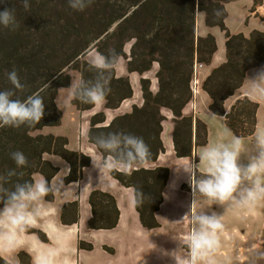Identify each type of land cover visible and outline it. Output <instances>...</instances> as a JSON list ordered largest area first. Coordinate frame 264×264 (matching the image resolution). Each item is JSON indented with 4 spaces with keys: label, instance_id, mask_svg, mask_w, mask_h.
Here are the masks:
<instances>
[{
    "label": "trees",
    "instance_id": "trees-1",
    "mask_svg": "<svg viewBox=\"0 0 264 264\" xmlns=\"http://www.w3.org/2000/svg\"><path fill=\"white\" fill-rule=\"evenodd\" d=\"M225 0H94L84 11L69 7L68 0H29L30 10L25 11L22 0H0V11L15 9L19 28L15 31L0 27V91L12 89L13 99H26L45 84L50 86L40 92L45 103L42 121L35 126L0 128V175L9 170L23 172V177H12L4 186L11 189L16 182L32 181L41 174L51 181L58 167L45 158L57 155L69 164V173L64 182L70 184L82 177V170L91 164L90 156L68 149V138L53 134H35L45 127L61 124L62 112L57 107L59 89L70 87L72 73L80 80L90 81L95 72L90 68L85 55L89 50L108 54L114 49L119 59L126 60L127 71L138 73L140 78L142 105L134 104L128 113L116 115L104 125V111L90 117L88 141L108 132L131 133L143 137L151 149L154 162L165 148L161 139L163 116L161 110L169 109L173 115V147L176 157L195 155L198 145L207 142V131L198 118L185 116L184 107L193 98L192 81L197 65L210 64L217 50L214 35L197 33V12L205 13V25L218 27L225 36V61L214 68L202 83V89L211 100L209 109L224 116L228 127L236 136L254 134L258 104L247 97L239 98L229 111L225 101L241 88L246 72L264 65V33L253 30L248 36L231 34L225 20ZM219 10L220 15L214 14ZM130 43L129 52L125 46ZM157 63V92L151 90V81L142 75ZM16 70L22 90L13 88L8 73ZM109 91L105 99L106 109H117L121 103L133 96L128 76L111 73ZM78 112L94 107L71 98ZM21 151L28 165L17 168L10 154ZM100 152V150L98 149ZM101 153V152H100ZM101 155H103L101 153ZM196 158V155H195ZM145 162V163H147ZM144 163V164H145ZM140 165L131 176L120 172L110 174L122 186L140 188L151 198L143 206L135 207L141 225L147 229L159 227L155 213L162 203V192L166 186L169 169L158 166L152 169ZM197 175H203L198 173ZM53 199V194L46 197ZM91 216L90 229H112L117 226L119 210L113 195L94 189L88 197ZM78 202H66L62 206L61 221L65 225L78 222ZM38 234L46 241L45 234ZM79 248L91 250L92 244L79 242ZM108 251L113 250L104 247ZM20 264H31L28 254L20 252ZM0 257V264H6Z\"/></svg>",
    "mask_w": 264,
    "mask_h": 264
},
{
    "label": "clouds",
    "instance_id": "clouds-1",
    "mask_svg": "<svg viewBox=\"0 0 264 264\" xmlns=\"http://www.w3.org/2000/svg\"><path fill=\"white\" fill-rule=\"evenodd\" d=\"M93 2L68 0L70 8L81 12ZM22 3L24 10L29 11V0H22ZM14 13V8L0 11V27L17 30L19 23ZM214 14L220 15L219 10ZM118 62L119 54L114 49L109 50L107 55L100 52L92 54L89 65L96 74L95 78L72 82L71 95L85 104L102 105L109 91L110 75ZM246 78L249 97L264 99V67L254 70ZM8 80L14 89H23L16 70L8 73ZM49 86L45 84L23 100L13 99L15 91L12 89L0 91V128L31 127L40 123L45 114L40 92ZM94 146L103 154L90 157L93 167L99 171V183L114 172L131 176L151 158V149L143 137L131 133L101 134L95 138ZM10 156L17 168L28 165L23 152L14 151ZM202 165L204 174L198 176L197 169ZM181 166L191 187L190 210L196 208L197 194L214 205H227L232 210H251L264 202V126L257 125L250 147L225 126L217 142L203 147L195 159L186 158ZM12 177L22 178L23 172L17 173L13 169L6 175H0V257H8L6 264H20L18 251L27 249L32 264H70L71 235L57 223L53 212L46 207V197L57 191L56 185L40 177L22 183L18 181L9 189L4 185ZM130 191V203L134 207H141L146 200H151L140 188L133 187ZM188 218L192 231L184 240L187 252L180 254L178 250H173L164 255L170 256L174 264H221L218 256L223 247L221 237L225 230L222 215L201 209L192 211ZM38 228L49 231L51 245H45L39 237L29 235L31 230ZM173 239L177 240L175 236ZM245 251L247 264H264V249L250 245Z\"/></svg>",
    "mask_w": 264,
    "mask_h": 264
},
{
    "label": "crops",
    "instance_id": "crops-1",
    "mask_svg": "<svg viewBox=\"0 0 264 264\" xmlns=\"http://www.w3.org/2000/svg\"><path fill=\"white\" fill-rule=\"evenodd\" d=\"M222 4L224 5L225 11L227 13L225 23L227 22L230 25V19L233 18L236 19L238 26L241 27L235 32H230L231 34L242 33L245 36H248L253 30H258L264 33V0H225L222 2ZM204 19L205 13L197 12L196 23L197 30L199 32L198 34L205 35L207 33H211L214 35L217 43V50L212 57L210 62L211 65L209 64L211 67L205 70V73H209L212 67L221 65L226 59L225 36L221 33L222 31L218 27H207L205 25ZM261 67H264V65L249 69L246 72V76H251L254 70ZM115 69L117 76L129 77L133 88V96L124 100L121 105L114 110L105 109V102L99 106L94 105L93 108L83 112H78L76 110L79 113V118L81 116L82 123L78 124L76 133L74 134L75 137L71 139L69 136H67V147L69 150L78 151L90 157L101 156V153L98 151V149L88 141L90 117L97 112L103 111L104 109L106 110L104 112L106 115V121L104 122V125H107L114 116L130 112L134 104L139 106L142 105L143 99L141 96L139 81L141 76L138 73H129L127 71L126 60L123 62V66L121 68L115 67ZM157 69L158 64L155 63L149 71L142 75L143 77L150 79L151 90L153 92H157L158 90L157 78L155 76ZM246 76L241 88L238 89L233 94V96L229 97L225 101L226 103L231 100L226 111L231 108L237 99L243 97H247L252 101L258 102L259 109L261 105L264 107V101L262 102L260 101L261 99L249 97L247 91L249 84ZM204 77V70L202 66L197 65L192 81L193 98L183 109V114L185 116H192L193 118L197 116V97L198 93L201 91L202 83L205 80ZM210 103L211 100L209 99L206 102L208 111ZM161 112L165 117V123L163 121V130L161 133V139L165 148V152L161 153L156 161L147 162L143 166L149 169L158 166L169 168V177L166 186L163 189V202L160 204V209L157 212V218L159 214L160 216H170L173 213H178L181 217L180 220H182V224H180L178 220H173V225H176L177 223L179 225H176L175 228L168 231L165 230L163 226L150 230L144 228L140 223L139 215L135 207L130 203L132 195L130 189L132 188L122 186L117 180L112 178L110 174L106 176L102 183H99V171L93 167L91 162L88 167L83 168L82 177L79 181L72 182L70 184H66L64 182L66 190H68V195L65 196V199L61 202L59 211L60 225L79 226V236L77 238V254L79 258V264H166L170 257L164 255V253L170 251V241L172 240L173 242L184 244L185 239L181 237V235H189L188 227L190 226V220L188 217L192 193L183 191L181 189V185L188 181L187 174L184 172V169L181 165L185 163L186 158L195 159V155L193 154L191 157H176L172 138L173 115L171 111L166 108H163ZM263 120L264 117L262 116L261 124L264 126ZM169 157H171L172 163L167 162ZM45 158L54 164L50 155H46ZM68 173L69 164L66 163V173L63 177L64 179ZM94 189L108 192L114 196L119 210V220L115 228L99 230L88 228V220L91 216V206L89 204L88 197L90 192ZM72 201L78 202V222L71 225H65L61 221L62 206L64 203ZM33 230L40 231L39 229ZM33 230H31L29 234L35 233L32 232ZM42 233L45 234L44 232ZM174 236L177 238V240L173 239ZM39 240L42 241L40 238ZM80 241L92 244L93 248L91 250L79 248ZM42 242L47 243L48 239ZM165 243H167V245H165ZM105 246L113 249V252L105 249ZM182 250H184V253L187 252L185 249ZM20 252L28 254L27 249H21L18 251L17 256ZM30 258L32 264V257L30 256Z\"/></svg>",
    "mask_w": 264,
    "mask_h": 264
},
{
    "label": "rangeland",
    "instance_id": "rangeland-1",
    "mask_svg": "<svg viewBox=\"0 0 264 264\" xmlns=\"http://www.w3.org/2000/svg\"><path fill=\"white\" fill-rule=\"evenodd\" d=\"M225 25H226L227 30L230 32H235L239 30V28H241L240 26H238L236 19H233V18L230 19V25L227 22L225 23ZM197 33H199L198 30H197ZM221 33L224 35L223 31ZM130 45L131 44L128 43L125 46V50L127 51V53L129 52ZM95 52H96L95 50H89L85 55V59L89 62L91 55L94 54ZM124 61L125 60L120 59L118 64L116 65V68L117 67L121 68L123 66ZM210 65L201 64L204 70L205 79L211 73V71L214 68H216L214 66L211 68L209 73H205V70L211 67ZM70 73H72L73 75L71 83L80 80V75L77 72L72 71ZM192 89H193V84H192ZM71 98H72V95H71L70 87L59 89L58 95L56 97V104H57V107L62 112L61 124L57 126H52V127H45L41 130L36 131L35 134H53V135H60V136H65V137L69 136L71 139L75 137L74 134L76 133L78 124L79 123L81 124L82 120H81V116L79 118V113L76 111L74 106L71 104ZM209 99L210 98L208 94L204 92V90L201 87V91L198 93V97H197V116L195 118H198V121L205 125L206 131H207V142L203 145L197 146V148L195 149L196 156L203 149V147L211 143H215L221 138V134L225 126H227V128L231 130V128L228 127L224 116L214 114L213 112H211L210 109L209 111L207 110L206 102ZM230 101L231 100L224 103L225 110H227ZM260 101L263 102L264 99H261ZM255 103L258 104V102H255ZM229 110L230 109H228V111ZM103 111L105 112L106 110L103 109ZM262 116L264 117V107H262L261 105L259 109V104H258L257 113H256V127L258 124L260 126H263L261 124ZM263 123H264V120H263ZM173 129H174V122H173ZM231 132L233 133L232 130ZM241 138L244 140L245 145L250 147L253 143L254 135L244 136ZM228 139H231V137H228ZM50 157L53 159V162H54V164L53 163L52 164L58 167L59 170H58V173L53 178V181L51 180V182H53L56 185L57 191L53 194V199L51 201H48V204L46 205V207H48L53 212L54 214L53 218L57 221V223H59L60 204L65 199V196L68 195V190H66V186L64 184V178H63L66 173V163L67 162L63 158L57 155L56 156L50 155ZM167 162L172 163L171 157L167 159ZM197 170H198V173L204 174L203 165L200 166ZM40 177H43V176L38 173L34 175L35 179H39ZM181 189L183 191L191 192V187H190L189 182L187 181L186 183H183L181 185ZM162 202H163V192H162ZM159 209H160V206H159ZM201 209L216 211L218 214L222 215L223 217V223L225 225V230L221 237L222 242H223V247L218 256V259H220L221 264H247L248 257L245 251L247 247H249L250 245H255L256 248L264 249V202H261V204L257 205L255 208L251 210H248V209L232 210V209H229L227 205L225 206L214 205L211 201L197 194L196 208L194 210L189 209V217L192 214V211H199ZM157 212L155 213V217L159 223V227L163 226V228L167 231L175 228L176 225L177 226L179 225L178 223L176 225H173L172 224L173 220H178L180 224H182V220H180L181 217L178 213L176 214L173 213L170 216H165V215L160 216L159 214L157 218ZM158 219L161 220L162 222L159 221ZM63 227L71 235L72 252L70 256V264H79V260H78L79 258L77 254V238L79 236V226L72 225V226H63ZM38 229L44 232L48 239V242L44 244L51 245L52 241L49 239V235H50L49 231L47 229H41V228H38ZM191 231H192V227L190 223V226L188 227L189 234L191 233ZM29 235L37 236V234L35 233L29 234ZM165 245H167V243H165ZM182 249H185V251H187V248L184 246L183 243L173 242L172 240L170 241V251L169 252L173 250H178L180 254H184V250ZM2 257L8 260L7 256H2ZM166 264H174L173 259L170 257Z\"/></svg>",
    "mask_w": 264,
    "mask_h": 264
},
{
    "label": "bare ground",
    "instance_id": "bare-ground-1",
    "mask_svg": "<svg viewBox=\"0 0 264 264\" xmlns=\"http://www.w3.org/2000/svg\"><path fill=\"white\" fill-rule=\"evenodd\" d=\"M181 237H183L185 239L187 236L185 234H182Z\"/></svg>",
    "mask_w": 264,
    "mask_h": 264
}]
</instances>
